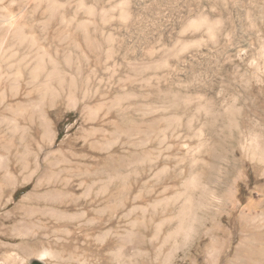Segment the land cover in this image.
<instances>
[{"label": "rangeland", "instance_id": "rangeland-1", "mask_svg": "<svg viewBox=\"0 0 264 264\" xmlns=\"http://www.w3.org/2000/svg\"><path fill=\"white\" fill-rule=\"evenodd\" d=\"M199 186L169 264H264V0H0V264H161Z\"/></svg>", "mask_w": 264, "mask_h": 264}, {"label": "bare ground", "instance_id": "bare-ground-1", "mask_svg": "<svg viewBox=\"0 0 264 264\" xmlns=\"http://www.w3.org/2000/svg\"><path fill=\"white\" fill-rule=\"evenodd\" d=\"M39 66V65H38ZM37 68V67H36ZM40 68V66H39ZM57 67H53V70L52 71H56ZM58 72V71H56ZM72 96V95H70ZM43 129L45 130V133L47 134H50V130H49V126L48 124L44 123L43 124ZM198 175L197 174H193L192 177H190V187H191V183H196L195 182V179ZM188 182V181H187ZM8 183V182H7ZM199 195L195 192V191H192L194 189L193 188H189L188 190H186V196L184 198V201L183 203L181 204L180 208L178 209L177 211V214L174 218H172L168 223H167V226H169L168 224L171 222V221H174L175 219V223H173V225L171 226L170 229L171 232L168 233V237L166 239V241H168L169 239L170 240H174L173 241V250H170L166 255H163L160 251V253L157 254L158 256V259L161 260V264H169L171 259H172V256H173V251L174 249H178L181 247L182 244H184V239H181L180 240V237L182 235L183 232H185V228L186 230L193 232L191 230V226H192V223L193 222H196L197 221V218H196V212L200 209V207L202 206V195H207L208 197L210 196V198H212V194L214 193V190L211 191L210 188H208V186H199ZM208 188V189H207ZM185 194V193H184ZM197 194V195H196ZM28 198H32L33 196L31 194H28L27 195ZM197 196H199L197 198ZM213 200V199H212ZM201 204V205H200ZM203 209V208H202ZM202 211V210H201ZM259 217L258 216H249L248 218H246V220H244V222L246 223V225L250 228H253L255 227L256 228V220L258 219ZM138 222V221H137ZM139 223V222H138ZM130 225V224H129ZM143 225V224H142ZM131 226L132 228L130 229L131 231L128 230V232L126 234H128V240L126 239H122L121 240V244H120V247L119 249H117V251L119 252H122L124 251L125 253V244H128L127 242H132L133 244H138V242L140 244L144 243V238L143 237H138V233H136L133 229H135L137 227L136 225V221H133L131 222ZM185 226V227H184ZM130 227V226H129ZM141 228V227H140ZM139 229V228H138ZM145 229V228H144ZM182 230H184L182 232ZM186 231V232H187ZM219 232V231H218ZM256 232V231H255ZM189 233V234H190ZM194 233V232H193ZM249 234V233H248ZM186 235V234H185ZM246 236V235H245ZM249 236V235H248ZM185 237V236H184ZM130 239V240H129ZM132 244V246H133ZM186 244V243H185ZM148 245V244H147ZM50 253H48L47 251H44V252H41L39 254V257H44V256H49ZM127 255V254H126ZM148 255V253L146 254ZM136 257H137V253H133L131 254L130 256H128V259H127V264H135L136 262ZM124 258V257H123ZM263 260V259H262Z\"/></svg>", "mask_w": 264, "mask_h": 264}, {"label": "crops", "instance_id": "crops-1", "mask_svg": "<svg viewBox=\"0 0 264 264\" xmlns=\"http://www.w3.org/2000/svg\"><path fill=\"white\" fill-rule=\"evenodd\" d=\"M25 180V177L24 176H22L21 177V181H24ZM16 183H18L19 181H20V179L19 178H16ZM21 190V189H20ZM20 190L18 189L17 191H15V193L13 194V199H19L18 197H17V195L19 194V192H20ZM42 198L43 197H41V196H38L37 194H35L32 198H28V196L26 195V196H22V198L20 199V203H19V205H18V208L20 209V210H25L26 208H28L30 205H32V209H34V210H38V212H39V210L40 209H42V208H40V207H38V206H36L35 204H39L41 201H44V200H42ZM48 200L49 201H45V202H51L50 201V199H49V197H48ZM49 209H50V214L52 213H54V211H56V209L55 208H53V207H48ZM54 210V211H53ZM69 214V213H68ZM44 252V251H43ZM41 257H39V255H38V257L36 258L37 260H42V259H40Z\"/></svg>", "mask_w": 264, "mask_h": 264}, {"label": "water", "instance_id": "water-1", "mask_svg": "<svg viewBox=\"0 0 264 264\" xmlns=\"http://www.w3.org/2000/svg\"><path fill=\"white\" fill-rule=\"evenodd\" d=\"M32 264H41L40 262L34 261Z\"/></svg>", "mask_w": 264, "mask_h": 264}]
</instances>
